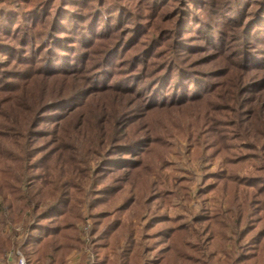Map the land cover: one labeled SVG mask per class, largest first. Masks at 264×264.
Masks as SVG:
<instances>
[{
  "label": "trees",
  "instance_id": "16d2710c",
  "mask_svg": "<svg viewBox=\"0 0 264 264\" xmlns=\"http://www.w3.org/2000/svg\"><path fill=\"white\" fill-rule=\"evenodd\" d=\"M0 54V260L68 264L86 206L94 264H264V0H0ZM206 100L223 104L186 138L204 172L189 230L164 211L191 202L173 147L129 132L138 110Z\"/></svg>",
  "mask_w": 264,
  "mask_h": 264
},
{
  "label": "rangeland",
  "instance_id": "374dc122",
  "mask_svg": "<svg viewBox=\"0 0 264 264\" xmlns=\"http://www.w3.org/2000/svg\"><path fill=\"white\" fill-rule=\"evenodd\" d=\"M163 12H157L156 14L150 16L152 18L149 17L151 20V22L149 23L150 25H152L153 29L156 27L160 30H163V28L166 27L169 28L170 23H166V25H164L166 17L164 16ZM191 41L193 42V46H195V43L199 44L200 46L201 42L198 43L195 41V39H191ZM193 56H194L193 58L190 57V59H188L190 60L189 62L191 63L186 66L195 67L196 65L198 67L195 68H200L203 71L208 70V68L204 67V65L201 64L200 56H197L196 53ZM7 62L8 61H6L4 55L0 54V65L8 64ZM251 74L255 75V73H251ZM211 80L213 79L211 78ZM68 86L69 85H64L62 86V88L66 91L69 89ZM120 98L109 97L107 98V100H109L113 104H116L120 101L122 105L132 104V97H120ZM205 103L209 104V100H206V102L204 103L201 104L199 103L188 107H183V108L178 107V108L166 109L155 112L144 111L142 113L140 112V110H138L139 112L138 114L140 116L137 117L136 120H134L135 125H133L130 128L131 131L129 132V134H132L136 129L141 127L139 126L140 124L145 125L146 128L150 131L151 135H153L154 137L155 136L163 137L164 138L163 141L166 142V144L172 146L174 152H177L181 155V157L175 156L173 151L169 152V154L165 157V160L166 162H168L169 165L164 170L167 174H174L178 177H185L191 180L188 182L191 202L185 208L180 201L176 200L174 201V204L171 207H169L167 210L164 209V211H166V214L169 217L178 216L179 214L184 215L183 222L188 225L189 230L194 229L191 222L193 219V214L195 213L197 208L195 194L202 185V178L204 176V172L201 170L202 167L200 166L199 161L196 158L193 157L191 160H187V158L185 157L186 154L185 152L188 147V142L186 138L189 136L190 131L194 130V126L196 124H206L207 119H203L204 115L206 117L210 115L212 112H214V108H217V110L220 111L219 108H221L223 104L222 101H216L214 104L216 106L206 105ZM207 110H209V112L205 113ZM199 131H201V129H198V132ZM134 134H138V133H134ZM149 155L150 157L151 156L154 157L155 154H149ZM150 162L155 163L156 158L150 160ZM219 163H220L219 161H215L213 164L206 163V164H202V166L203 167L209 166L210 170L212 172H215L218 168ZM80 213L82 218H84V221L78 224V228L79 231L81 232V241L85 243L87 248L86 249L81 248L79 252H73L68 257L69 258L68 260L73 264H94L95 261V256L93 254L94 238L91 235V229L93 228V225H92V220L89 217L90 212L86 208V206H83L81 208ZM191 233L193 234L192 231ZM163 246L164 245H162V247ZM224 250L225 248L222 249V251ZM217 255L220 261L224 259L223 253L221 251H218ZM153 256L154 253L148 254L146 258L150 260L151 258H153ZM110 258L113 259L112 254ZM21 260L23 261V264H25L21 252L18 249H16L11 254H9L6 259L0 260V264H20ZM213 264H222V263H213Z\"/></svg>",
  "mask_w": 264,
  "mask_h": 264
},
{
  "label": "built area",
  "instance_id": "2783aa9c",
  "mask_svg": "<svg viewBox=\"0 0 264 264\" xmlns=\"http://www.w3.org/2000/svg\"><path fill=\"white\" fill-rule=\"evenodd\" d=\"M20 264H23V261L22 260L20 261Z\"/></svg>",
  "mask_w": 264,
  "mask_h": 264
},
{
  "label": "crops",
  "instance_id": "0c3cea01",
  "mask_svg": "<svg viewBox=\"0 0 264 264\" xmlns=\"http://www.w3.org/2000/svg\"><path fill=\"white\" fill-rule=\"evenodd\" d=\"M68 261H69V260H68ZM69 264H73V263L69 262Z\"/></svg>",
  "mask_w": 264,
  "mask_h": 264
}]
</instances>
